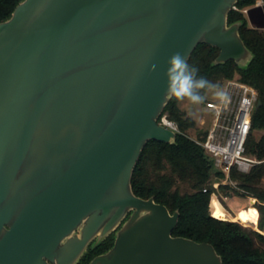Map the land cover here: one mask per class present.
Instances as JSON below:
<instances>
[{"label":"water","instance_id":"obj_1","mask_svg":"<svg viewBox=\"0 0 264 264\" xmlns=\"http://www.w3.org/2000/svg\"><path fill=\"white\" fill-rule=\"evenodd\" d=\"M238 1L23 0L0 21V264H78L111 234L89 264H224L132 178L149 141H176L159 123L174 54L254 58ZM247 18L264 28V5Z\"/></svg>","mask_w":264,"mask_h":264},{"label":"trees","instance_id":"obj_2","mask_svg":"<svg viewBox=\"0 0 264 264\" xmlns=\"http://www.w3.org/2000/svg\"><path fill=\"white\" fill-rule=\"evenodd\" d=\"M21 1L0 0V21L9 19ZM255 2L239 0L236 4L238 9H232L229 14V23L244 21L240 34L254 54L247 67L241 68L234 60L213 65L220 49L207 43L198 45L188 64L198 69L197 77H204L220 88L226 79L236 77L258 90L260 105L253 114L246 146L248 155L263 159L264 29L252 27L242 11ZM181 100L172 96L163 112L179 127L176 141L148 142L134 169V193L144 199L154 197L171 213L179 210V222L173 235L213 244L224 264H264V162L255 165L248 173L232 170L233 180L247 195L256 199L255 206L260 214L258 230L238 222L216 196L212 199L217 192L213 182L224 175L214 169L212 159L191 138L190 130L198 131L197 121L181 107ZM258 131H261L260 136L256 135ZM205 188L207 191H204ZM220 190L228 194L236 191L230 185H221ZM113 245L114 234H111L97 247H90L78 264H89L95 256L108 251Z\"/></svg>","mask_w":264,"mask_h":264},{"label":"built area","instance_id":"obj_3","mask_svg":"<svg viewBox=\"0 0 264 264\" xmlns=\"http://www.w3.org/2000/svg\"><path fill=\"white\" fill-rule=\"evenodd\" d=\"M263 5L264 0H256L253 5L245 7L242 11L247 17L249 9ZM233 9L238 7L235 5ZM220 89L223 91L220 99H208L205 102L209 111V127L197 136L191 135V138L201 145L212 159L214 169L224 175L213 182V187L219 191L221 185H230L245 192L233 180L232 170L248 173L255 165L264 162V158L248 155L246 146L253 114L259 102V93L254 86L236 77L226 79ZM159 123L176 133L179 131L177 123L170 120L167 114L161 115ZM204 191H207V188Z\"/></svg>","mask_w":264,"mask_h":264},{"label":"clouds","instance_id":"obj_4","mask_svg":"<svg viewBox=\"0 0 264 264\" xmlns=\"http://www.w3.org/2000/svg\"><path fill=\"white\" fill-rule=\"evenodd\" d=\"M167 71L168 91L178 99H185L193 104H200L206 100V93L211 91L214 99H220L223 91L216 84L204 77H197L198 69L189 66L187 61L179 54L169 59Z\"/></svg>","mask_w":264,"mask_h":264},{"label":"rangeland","instance_id":"obj_5","mask_svg":"<svg viewBox=\"0 0 264 264\" xmlns=\"http://www.w3.org/2000/svg\"><path fill=\"white\" fill-rule=\"evenodd\" d=\"M249 22V20H248ZM250 24V22H249ZM251 25V24H250ZM206 99H213V100H217L213 98L212 92L209 91L206 93ZM180 105L182 108H184L185 110H187L188 114L193 116L194 118L197 119V126H198V131L195 130H190L189 134L192 136H197L199 133H203L205 130H207V128L210 125V118H209V111L205 106V101L203 103L200 104H193L191 102H189L187 100V98L182 99L180 102ZM261 131L256 132L257 136H260ZM246 194L245 192H243L241 189H236V191H231L229 194L225 193L224 191H217L213 196H216L218 198V200L220 202H222V204L226 207V209L231 213V214H235V212L237 213H242V210L240 209L243 206H248L249 201L255 199L254 197L250 198L249 195H244ZM227 199H226V198ZM214 205L216 207V204L214 202ZM252 209V208H251ZM254 209V208H253ZM256 212V219L258 218V213L256 211V209H254ZM250 211V210H249ZM248 211V213H249ZM238 222L242 223L245 226L248 227H253L251 223H245L243 221L237 220ZM255 228V227H253Z\"/></svg>","mask_w":264,"mask_h":264},{"label":"bare ground","instance_id":"obj_6","mask_svg":"<svg viewBox=\"0 0 264 264\" xmlns=\"http://www.w3.org/2000/svg\"><path fill=\"white\" fill-rule=\"evenodd\" d=\"M234 215H235L236 220H240V221H243L245 223H251L252 226L255 227L254 225L256 224L257 219H256V212L253 208L250 209L249 213H248V211H244L242 213L237 212Z\"/></svg>","mask_w":264,"mask_h":264},{"label":"crops","instance_id":"obj_7","mask_svg":"<svg viewBox=\"0 0 264 264\" xmlns=\"http://www.w3.org/2000/svg\"><path fill=\"white\" fill-rule=\"evenodd\" d=\"M193 117V116H192ZM196 119V118H195ZM196 121H197V119H196ZM255 202L256 201H254V200H250L249 201V204L250 205H248V206H243V207H241L240 209L242 210V212H244V211H249L251 208H254V209H256V211H257V213H258V218H257V222H256V224L254 225L255 227H256V229H258L259 230V228H258V223H259V218H260V214H259V211H258V208L255 206ZM221 204H222V202H220ZM211 204H212V201H211ZM223 205V204H222ZM211 206V205H210ZM224 206V205H223ZM224 208L226 209V207L224 206ZM235 214H236V212H235Z\"/></svg>","mask_w":264,"mask_h":264}]
</instances>
